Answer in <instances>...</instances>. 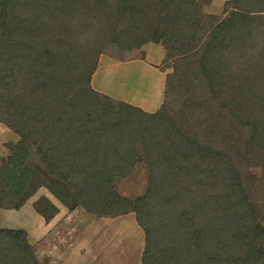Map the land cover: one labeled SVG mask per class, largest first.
I'll list each match as a JSON object with an SVG mask.
<instances>
[{
    "label": "trees",
    "instance_id": "16d2710c",
    "mask_svg": "<svg viewBox=\"0 0 264 264\" xmlns=\"http://www.w3.org/2000/svg\"><path fill=\"white\" fill-rule=\"evenodd\" d=\"M230 1L206 27L186 0H0V118L20 138L0 206L19 209L34 183L95 217L133 213L143 264H264L261 208L230 155L90 86L101 55L161 39L264 149V0ZM137 161L149 182L129 200L114 186ZM27 240L0 228V264H40Z\"/></svg>",
    "mask_w": 264,
    "mask_h": 264
},
{
    "label": "rangeland",
    "instance_id": "374dc122",
    "mask_svg": "<svg viewBox=\"0 0 264 264\" xmlns=\"http://www.w3.org/2000/svg\"><path fill=\"white\" fill-rule=\"evenodd\" d=\"M186 1L202 10L204 18L208 21L206 27L220 21L226 15L225 9L231 4L230 0ZM118 51V57L108 54L99 57L98 67L90 78L91 88L119 101L150 93L149 87H153L151 93L158 98H161L163 93L165 97L161 100L160 109L168 112L187 136L227 152L235 168L244 172L246 180L252 185V195L261 208L260 223L264 226V149L255 147L249 141L247 130L243 129L218 100L215 101L204 80L192 69V64L187 67L180 66L182 69L178 70L171 61L163 59L165 49L161 39H152L143 45ZM160 68L162 74L167 75L169 84L166 81L165 89L159 92L157 83L160 79ZM156 112L159 111L155 110L154 113ZM19 140V136L0 118V160H7L11 156L10 144H16ZM148 182L147 166L139 162L132 175L120 180L114 189L120 196L133 200L146 193ZM32 188L34 183L31 184V194H25L26 199V196H23L25 200L19 209L0 206V228L25 235L40 264H60V261L73 264L71 255L72 249L76 247L75 242L87 232L88 223L86 218L81 216L86 210L80 206L76 207L77 204L74 205V211L70 210L71 208L54 198L55 195L45 187L35 190ZM46 199L61 210L55 218L51 215L52 219L48 223H45V218L49 220L51 217L49 214L52 205L49 201L46 202ZM86 215L95 217L88 213ZM133 216L135 218L134 214ZM137 224L139 225L138 222ZM81 227H86L84 234Z\"/></svg>",
    "mask_w": 264,
    "mask_h": 264
},
{
    "label": "crops",
    "instance_id": "0c3cea01",
    "mask_svg": "<svg viewBox=\"0 0 264 264\" xmlns=\"http://www.w3.org/2000/svg\"><path fill=\"white\" fill-rule=\"evenodd\" d=\"M110 66L111 65H109V67ZM158 73L160 74V79L157 83V88L160 92L165 89L166 76L165 74L163 75V72L160 70ZM102 88L103 87H101V90ZM152 90L153 87H149L150 93L140 94L139 96L136 95V97L131 98V100L124 99L123 102L140 107L142 111L147 113H154L155 110L160 112L162 109H160L159 106H161L160 104L163 101L162 98L165 96L162 93L161 98H158L157 95L151 93ZM102 91L104 92V90ZM153 100H156V102ZM139 162L141 161H137L134 167H136ZM53 197L64 202L66 206L71 208L70 210H73L74 205L76 206V201H74L69 192H65L60 197ZM48 201L49 200L46 199V202ZM48 203L52 205V211L49 216L52 215L53 218H55L58 213H61V210H58V207L53 202L49 201ZM52 216L49 217V220L45 218V223L51 221ZM81 216L86 218L88 227L87 229L86 227H81L80 229L83 231V234L85 233V229L88 233L86 232L85 235L78 238V241L75 242L76 247L72 249L73 255H71L73 264H143L141 255L145 246L146 235L143 229L137 224L133 214L128 213L119 217L107 216L99 218L82 213ZM83 221L82 223H84ZM46 226L47 224H45V228ZM60 264H68V262L62 261L61 263L60 261Z\"/></svg>",
    "mask_w": 264,
    "mask_h": 264
}]
</instances>
